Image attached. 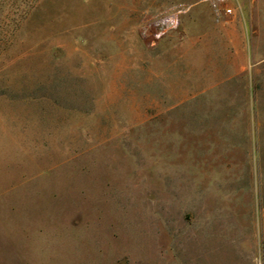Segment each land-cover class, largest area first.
<instances>
[{
    "label": "rangeland",
    "instance_id": "374dc122",
    "mask_svg": "<svg viewBox=\"0 0 264 264\" xmlns=\"http://www.w3.org/2000/svg\"><path fill=\"white\" fill-rule=\"evenodd\" d=\"M187 2L0 0V264H264V56L244 106L163 78Z\"/></svg>",
    "mask_w": 264,
    "mask_h": 264
},
{
    "label": "crops",
    "instance_id": "0c3cea01",
    "mask_svg": "<svg viewBox=\"0 0 264 264\" xmlns=\"http://www.w3.org/2000/svg\"><path fill=\"white\" fill-rule=\"evenodd\" d=\"M186 7L185 40L176 44L167 36L157 42L156 70L172 79L184 72L189 96L218 87L226 104L247 105V63L264 56V0H188ZM227 8L232 15L223 13Z\"/></svg>",
    "mask_w": 264,
    "mask_h": 264
},
{
    "label": "built area",
    "instance_id": "2783aa9c",
    "mask_svg": "<svg viewBox=\"0 0 264 264\" xmlns=\"http://www.w3.org/2000/svg\"><path fill=\"white\" fill-rule=\"evenodd\" d=\"M225 13L231 14L232 11L226 9ZM180 14L179 10L169 11L146 21L142 27L143 37L153 42L157 38L176 30L180 25Z\"/></svg>",
    "mask_w": 264,
    "mask_h": 264
}]
</instances>
